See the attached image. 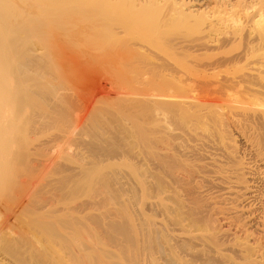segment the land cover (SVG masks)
Masks as SVG:
<instances>
[{
  "label": "bare ground",
  "instance_id": "1",
  "mask_svg": "<svg viewBox=\"0 0 264 264\" xmlns=\"http://www.w3.org/2000/svg\"><path fill=\"white\" fill-rule=\"evenodd\" d=\"M100 7H104V9H101ZM96 8L97 10L101 9L103 11L106 9L105 12L107 10L110 11V13H108L107 11L106 14H111L112 12V16H109L112 19L106 15L107 17L105 20L109 18V20L112 21L113 17L115 16L116 18H114V20L116 19L115 21L121 24V26L117 24L116 27L115 24L117 22L112 21L115 22L114 26L118 29L121 27L123 30L120 29L121 31L118 32V34L116 32L117 35L114 32L113 35L115 36V38H113V35L108 38V41L110 38L113 39V41L110 40L111 42L109 41L108 43L104 44V42L102 43V41L93 38L95 42L90 45L89 42H92V37H96L97 35H99L98 37L100 39V37L104 35V33H102L103 35L100 34V32L104 31V27H99L101 24L98 22L101 17H103L102 13L105 12H102L100 10V19H98V22L95 21V23L97 22L99 25L95 23L93 24V21H86L87 23L82 22L85 20L84 17L86 16V14L84 15V13L87 12L88 9H90V12L94 11L93 9L96 10ZM97 10L96 14H99ZM0 11L2 12L0 13V198H2L3 196L5 197L10 193L12 194L14 188H17L16 191L19 189V193H21L20 195H23L21 192L23 191V200L22 197H19L21 200V204L19 203V200V208L16 212L13 211L15 213L13 215V217L15 218L13 219H16V222L18 220V223H22L24 226L26 225V221L22 218L24 215H27L28 212H37V210L38 212H41L43 208L46 207L47 211L51 212L53 210L54 212L59 211L63 213L62 215L60 214L61 217L59 216V218L55 215L57 217V222H59V224L57 223L58 225L61 224L62 226H65V224L73 223L76 224V226L78 224L83 225L82 222H84V220V223H86V219H84L85 217L81 216L83 220L81 218L79 219L78 216H73L71 212L78 210V213V208H83V206L87 204L88 206H91L90 200H88L87 196L88 193L87 191L84 192L83 188L86 182H94L101 177L109 175L110 172L113 174V172L117 173V171L119 170V168H117L118 162L115 161L119 156L118 152L120 151L119 148H121L120 145L122 144V137H120L119 134L122 133H118L120 131L119 129L117 130L118 134L115 133L116 130H114L113 134L112 130L115 126H113L112 129L110 128L112 131L111 133L109 131V127L111 125L107 127V131H103L102 129H105V125H99V122L101 121H98V118L102 117L100 116L102 113H100L99 109H104V107L106 109V106H88L87 103L89 102L88 100L90 98L88 100L86 99V101L84 100L88 97V95L85 98H81L83 101H85V103H80L81 99L78 100L79 102L77 101V92L78 90H80V92L87 91L89 95L92 96V98L100 97L101 99H103L102 97L106 98V95L109 96L108 86L106 88V85L104 86L100 83L103 82L101 81V77L102 80H104L105 74L108 73L105 72L103 75L102 73L104 71H102V69L105 68L106 71V66L111 65L112 63L111 60L113 62H121L119 63V66L124 65L122 64L123 61H121L123 59V56H119L118 53L113 54L112 50L114 51V53L115 51L121 52L123 50L124 53L126 52V57L130 56V59L124 60V63L125 61H128L127 63H125L127 64L126 66H128V64L131 65L132 60H134H131V58H133L134 56L133 55L131 57L132 52H140V56L145 53L142 58L139 55V57L137 58L136 56V58L139 59V61L140 59L141 61L143 59L142 63L143 65L146 64V68H149L148 66L150 65V62H157L156 59L154 60V53L159 54V52H162V54H164L165 51L168 52V49L166 47L164 48L167 50L162 47L164 46V43L159 42L162 39H159V35H157L160 29H157L158 31H156L155 29V31L157 32V34H155L157 36H155L154 33V36H152L151 33V35H148L149 32H146L148 25L145 26L143 17H146V15H148L150 11H153L152 13H150L152 16H154L155 14L157 15L158 13H161L160 16L158 14V17L165 16V23L166 17L170 20H172L171 18L175 19L172 20L173 23H170V21L167 19V21H169L168 23L171 24V26L166 27L165 24L167 31L165 30L166 28L164 29V31H162V33L171 32L172 34H167L168 37L175 35L174 37L176 38V35L180 36V33L185 34L184 32L189 31L192 32L190 34H193L195 32L198 35V40H184L182 42L175 43L176 48H173V46L171 47V51L173 50L174 55H176L177 57L185 55L184 57L193 59L190 61V63L193 61L192 63L195 64H193L192 70L191 68L188 69L191 71L196 68L200 69L199 71L194 70L195 72H197V76H199V78L197 76L195 77L197 78L196 80L195 78L194 80H191V78L193 77H191L190 79H186L184 78V75L183 78L186 80H182L181 75L179 80L178 78H176L177 74L176 76H174L175 74H172L173 71L171 73H168V71L166 70V73H161L163 72V69L169 68V66H167V63L166 65L164 64L166 60L164 61L162 58L161 62H159L160 60L158 61V63H160V66L159 64H157L159 66L158 68L161 70L160 72L158 68H156L158 70L156 71L155 67L157 66L155 63H151V65H155L154 68L150 67L152 72L150 70L146 73L144 69H142L144 73L141 70L138 71V68L141 67L142 64L139 61H136L135 63L134 60V64L132 63L130 67L128 66L129 68L132 67L133 70L137 69L138 72H142L143 76L145 74L146 76L151 77L158 72V74L153 76L158 80L157 82L159 84V88L158 85L155 84L157 85V92H155L156 94H154L153 97L149 100H143L141 101V103H137L138 105L135 104L136 108L133 106L135 108L133 117L135 114L142 115L143 113H147L150 116H156L157 113L158 115H160L159 113H164V111L166 113H170V115H178L180 113V124L177 122L180 125V128L175 127L174 129H169L168 131H164L165 129H162L163 133H161V129H158L160 131V136H157V138L161 137L162 139H168L170 137L172 139L174 137V139L178 138V141L176 140L177 144L175 145L174 143L175 148L172 147L174 148L172 149V151H180H178L177 153H180L178 155H180L181 193L180 197L176 195V198H180V203L177 204L176 201L174 203V200L173 205L167 203V201H169L168 199L172 198L170 197L171 194L175 195L176 193H172L169 188L167 190V188H164L162 186L160 187L159 182V186H154L156 184L155 181V183L153 182L154 185L152 183H146V186H148L147 184H149V186L153 185L154 188L157 187L155 188L157 190H154L153 186L151 188H149L148 186L149 189H146L147 187L145 188L144 186H142V181H140L145 176H148L149 179L153 177V179L157 178L159 170L163 168L164 164L168 163L164 160L170 159L169 157H171V159L172 157L173 159H175L174 157L177 158V155L174 156V152H172L168 156L165 155L162 157H157V159H155L156 163L154 162L155 164H152V161L151 165L147 164V166H145L146 162L143 161L145 163H142V167L145 166V169L143 167V170L141 171L140 169L139 171L137 170L138 167L135 168L137 171L133 169L135 165L133 166L132 163H137V166L141 165V163L139 164V162H137V159L135 161V158L137 157H135L134 159L131 158L130 160H134L131 161L132 163L130 162L132 164V169L134 170L132 171L133 175L128 174L130 172L129 170V172L127 173L129 175V178H125V176L122 179H117V182L113 183V187H111L110 190H116L115 192L117 193H127L126 196L129 199L131 197L130 195H132L131 198L133 199H128L129 201H131V204L129 203V201H127L132 210L126 213L125 216L131 218H128L129 222L130 220H134L136 221L138 226L140 225L141 228H147L148 233L147 240L143 243H140V245L142 244V248L139 244H134V246H138V249L136 250L140 252L137 253L136 251L134 253L133 251H135V249H131L134 254L131 253L132 257L130 256V254L127 255L125 257V262V260L121 259L123 258L122 256L124 255V253H122V255H119L120 253L116 254V252H119L118 250L114 249L115 252L112 253L111 250H106V248L105 250L101 248L99 252H96L84 240L83 241L85 243H83L82 240L80 243L78 241L77 243L75 242L76 245L78 244L76 248L73 242L75 241V238L74 240H72V238L70 239V236V241H68L67 238V240H63V243H61L62 241L60 242L63 246H60L59 244V249H61L59 250V252L61 251L60 253L63 254L62 248L64 247L67 252L72 253L75 262L72 261V258L71 262L77 264L79 260V263L83 264L86 263L84 260L90 261V264L94 262L93 260H96V262H98L99 264H264V0H0ZM92 13L94 14V12H91V14ZM133 16L134 19H132ZM138 16L141 18L137 19L139 18ZM90 22L92 25H90ZM100 22L103 23L102 21ZM109 23L106 22V24L108 25ZM114 26L108 27L109 29H112ZM138 28H140L141 31H144L143 33L145 35H141V32L139 33L140 29ZM168 28H170V30H168ZM121 32L123 33L120 34ZM73 33L75 36H79L81 34H84L83 36H86V34L89 33L90 39L88 38V36L86 38H88V41L91 40L88 42L90 46H86L87 43H85L84 46H81L79 44L80 42H82V40L84 41L85 37L81 38V40V36H76V38H79L81 41H75L76 39L74 38H72L71 40L70 36H74ZM30 35H32V37ZM140 36L141 38L143 37L141 39L144 40L143 42H141V40L139 39ZM153 37H156L157 40ZM161 37H163L162 34ZM138 39L141 43H139ZM72 42H78V45H80L79 48L76 46L73 47ZM55 44L59 45V47L56 45L58 47L57 50H52L51 45ZM81 44H83V42ZM108 50L113 54V56ZM226 50H229L228 52H226V55L221 54V52L224 53V51ZM171 51L168 52V55L172 54ZM106 52L108 54L105 56ZM109 55H111L112 58H110ZM107 56L109 57V59L104 60V58H107ZM208 56L212 58L211 62L207 63L206 66L200 65L201 61L205 58H208ZM89 57L91 59H89ZM87 59H89L90 61ZM175 60H177V58ZM181 60L182 59H180V61ZM109 61L110 64H108ZM249 62L250 66L252 64L254 66H252V69H249L251 68L248 66ZM247 63L248 69L245 68V70L247 69L248 71L242 73V71H244V68L242 67H244V65ZM115 64L118 65V63ZM162 64L166 67H164ZM133 65L140 66H136V68H134ZM180 65V69L185 68L182 66V64ZM141 68H145V66H142ZM223 68H225V72L222 71ZM169 69L171 71V68ZM219 69H221V71L223 72L222 74H220L221 80L217 79L214 76L217 80L208 82V78H210L209 76L219 73L216 72V70L219 71ZM236 69H239L238 71H240L241 69L243 70L241 71V73L239 72L240 74H237ZM181 70L183 71V69ZM226 70L229 73H227V75ZM230 70H233L234 73H232V71ZM153 71L156 72L154 73ZM127 72L129 71L127 70ZM132 72L134 73V71ZM138 72L137 74H139ZM181 73L183 74V72H180V74ZM131 74H128V76ZM87 75L88 77H90L88 78ZM139 75H141V73ZM222 75H224L223 77H225L226 75V77L222 79ZM91 77L92 80L95 77V81L93 80V82H90ZM105 78L107 79V76ZM155 79L153 78L154 81ZM150 80H152V78ZM157 82L155 81V83ZM161 83H167L168 85H170L171 89L167 87V84L166 86L164 85L165 87L162 85L163 88H160ZM60 84L65 86L61 87ZM155 85L147 84V86H150L153 90L155 88H152V86L154 87ZM110 86L114 85L110 84ZM191 86L196 90L198 89L197 91L193 90L194 93H197V95H194L195 97L187 95L186 97H190V100H188L187 98V100H184V98H182L180 101H176V98V100H172L174 96L177 95L175 93H182L185 91L188 92L190 90L189 87ZM137 87L140 88L139 86ZM208 87L212 89L209 91ZM114 88L115 86L112 88V90H114ZM164 88H168V90L171 91L168 92L167 90V92H164L162 90ZM62 89L65 91V94L68 97H64V100L67 99L66 102H61L62 104L59 105L57 104L59 101L56 103L55 100L57 96L62 97L64 93L63 91H61ZM66 89H69V91H67ZM34 90H36V93L39 92L41 94L42 100H45V103L42 101H37L38 97L36 98L35 95L31 94L32 92H35ZM135 90H133V92L130 91V93H132L133 95ZM193 91L192 89L190 90L191 93ZM111 92L112 91L110 89L109 93ZM127 92H129V90H127ZM39 93L38 95H36L39 96ZM74 93V96L77 98L76 100L74 99L75 97H73L72 99L70 96ZM200 93H209L210 95H214V102L209 101L212 103H204L203 100H200L202 96V94L200 96ZM65 94L63 96H65ZM135 94H137L136 96L138 97V92H135ZM42 95L45 97H43ZM129 95V93H121L120 95H114V98L115 100L116 98H127L126 100H128V97L136 98V96ZM233 97L234 99H232ZM109 98L111 99V97ZM110 99L106 98V100L108 101ZM73 100L74 102H72ZM224 100H227V103ZM37 102H39L40 105L41 103H43L44 108H42L43 106H40ZM91 102H89V104ZM95 102L97 103V101ZM131 102H133L132 99ZM102 103H105V101H103ZM81 104H86L88 106L86 107V111H82L83 113L85 112L84 115H78L80 112L78 114L76 113V110H78V108L79 111L81 107H83L82 109L85 108L84 105L81 106ZM32 105L33 107L35 105H37L38 107L40 106L41 108L39 107L38 109H42V112L36 109L37 106L33 108ZM29 107L36 110V112L33 111L35 115H32V117L31 114L33 112H31V114L29 113L30 111H32ZM28 108L30 109V111L26 112ZM26 113L30 115L28 116L29 119H26L27 115L26 117H24V114ZM167 115L165 117H167ZM150 116L148 117L151 118ZM55 117L58 120L55 119ZM61 117L62 121L60 120V124L54 123V121L56 120L59 121ZM103 117L101 118L102 121H104L105 119V117ZM158 117H161V115L156 116L153 119H158ZM162 117H164L163 114ZM162 117L160 118V120L163 119ZM22 118L26 121L22 120ZM33 120L35 121L34 126H36V128H39L41 126V132H43V129L46 130L45 127H47V131H51L48 132L50 134L53 132V130H55V133H52L53 135H49L47 133L49 137L46 134L47 137L41 136V138L39 137L36 139L38 141L39 139L43 138L42 140L46 141L44 139L45 137L47 138L46 142H48V140H52L54 143L53 144L51 143L52 141H49L48 144L51 145L48 146L47 144L48 148L46 150V153L44 152L45 150L43 151L44 153L40 152L42 156L39 158L35 157V155L40 156L36 153L38 152V150L42 151L43 147L42 150L41 148H38L39 146L41 147L42 144H44L43 146L45 147L46 142L42 143L43 141L41 140L40 145V142L38 141V143H36V147L38 146V148L35 147V144L33 145V143H35L36 141L31 142L33 141L34 137H38L41 134L40 129H38V132L37 129L34 128V126L32 127V129L30 128L34 124ZM36 121H38L39 127L36 125ZM24 122L29 123L27 125V128L31 125L29 127L31 129V132L33 129V133L36 130V133L34 134H37V136L33 135L32 138L30 137L32 140H29L31 141L28 140L29 132L27 134L29 128H25ZM49 124L54 129H48ZM53 124L55 125V127ZM56 124L59 125L57 127L59 129L56 128ZM22 126H24V128L26 129V133H23ZM170 126H172L173 128L175 125H171L170 123ZM76 127L78 129L81 128L79 130L85 132L82 133L86 134H83L84 136L90 138L89 141H87L88 138L83 139V135L81 133V139H79L80 137L76 138L77 135L79 136V134H76V131L74 133V129ZM116 127L119 128V126ZM55 128L59 131H56ZM200 128L202 129V131L200 130ZM177 129L180 130H178L177 132ZM97 130L98 132L102 130L105 134L109 131V134H111L112 137H110L107 133V136H109V138L107 137L106 139V135L103 133V137L107 141L105 140V144L102 145L101 143H99L102 140L98 142V139H96L99 138V135L101 133L100 132L99 134H97ZM197 130H200V132ZM56 132H59L60 134L58 133V135L56 134ZM176 132H181V134L179 133L180 137L176 135ZM24 134L28 135V138ZM54 134L58 136L54 138ZM74 134H76V136H74ZM41 135L44 134L42 133ZM95 135H98V137H96ZM153 135H151V137ZM50 136L54 137H52L51 139ZM59 136L62 139L65 138L66 141H68V144H66V141H64L66 145H73V143L76 141L74 143L76 146L73 145L74 148H71L69 145L67 146V148H64L66 146L62 144V140L58 141V143H55ZM72 136H74V138ZM71 137L73 138V141L71 140ZM22 138L24 139L23 142L26 138L27 143H32L33 146H31L32 148H30L32 149L31 151H33V147H35V151H33L35 155L32 152H29V147H27V150H29V154H26L28 152L24 149L26 148L27 143L24 142L21 144ZM23 144H25V146ZM28 155L32 156L29 157ZM26 156L28 159H25ZM31 157L32 160H30ZM84 158L90 159L89 162L83 163L82 161ZM159 158L161 159L158 160ZM25 160H27L28 163L27 161L25 162ZM142 160L140 159V162ZM24 163H26V166H24ZM66 163L72 164L73 166L67 165ZM130 163L129 165H131ZM129 167L131 168V166ZM31 168H33L34 172ZM29 169H31V172ZM25 170L27 173L30 172V174L35 173L36 170H38L36 172L37 174H39V171L44 174L45 172L47 173V171L53 170L52 172L56 174V177L55 179L50 177V180H46L47 177L51 176L52 174L50 172V174L45 173L47 175V177H45V180L47 182H43L45 181L43 180L42 183H38V181L40 180L39 178L36 179V177H38L42 173H40L36 177L34 176L35 174H32L35 177L33 178V176L31 175V177L29 173V176L28 174L25 175ZM22 174L25 176L24 178L31 177V179L26 180L21 178L20 175ZM45 174L44 176H46ZM119 175H121L122 177V173ZM52 176L55 175L53 174ZM69 176L71 178H79L78 180H81V182H83L82 184H80L83 185V187L80 186L78 189H74L72 187L70 188L68 186V182L70 181V179L69 181L67 180V178H70ZM42 177L43 175L40 179H42ZM53 182H55V184H53ZM56 183L58 185H56ZM40 185L42 186L38 187ZM81 188L84 195L87 194V198L85 196V200L82 202L79 201L78 203H69V199L71 198V196L74 194H78V191L81 192ZM107 189L110 197L113 193H111L112 191L110 192L109 188ZM9 191L12 192L9 193ZM153 191L154 194H152ZM15 193L17 194V192ZM15 193L13 192V194ZM31 193H34L33 197L30 196ZM45 193H50L51 195L53 194L54 196L52 197H55V195H58L59 197L61 196V200H59L60 202L62 201V208H56L55 203L50 200L52 198H47L45 196ZM128 193L130 194V197L128 196ZM16 194L13 197H15ZM25 195L27 196L24 199ZM119 195L120 194H118L117 196L116 194V197L112 199V201H114L116 198L118 199ZM73 198L70 199V201H72ZM126 200H124V203L121 204H125ZM40 208H42L41 211ZM178 208H180V210ZM129 209L130 207L128 208V210ZM45 210L43 211L45 212ZM21 213L23 216L21 215ZM35 214L36 213H34V215ZM42 215L44 216V214ZM48 215H50V213ZM39 217L40 220L43 219L41 218L42 216ZM76 217L77 219H75ZM91 217L97 219V217L94 215H92ZM114 217H116V215L113 216V219ZM19 218H21V220ZM30 218L31 217L29 216V219ZM116 218L119 221L122 219L121 217V219H119V217ZM113 219L110 220V224L112 225V229L114 231L108 230V233L105 234V237H107V239H115V237L120 234L121 236L124 235L125 238L126 230L124 231L122 228L123 225H120L123 223V219L121 221L122 223ZM44 220L41 221L44 222ZM48 220H50V218ZM7 221L9 220H6L5 222L3 221V223L1 224L7 225ZM22 221L25 222L23 223ZM34 221L32 222L36 224L38 220L36 222ZM55 221L53 222L52 220L50 222V225L52 226L49 225V228L56 227L54 226ZM43 222L39 221L37 223V225L41 227H39L40 231H42V228L44 229ZM40 223H43V227ZM14 225H16V223ZM45 227H47V225H45ZM9 228L10 226L8 227V229ZM35 228H37V226ZM126 228L127 227H125V229ZM0 230L2 231V226ZM41 235L43 234H40V237ZM36 236H39V234H36ZM7 239H5L4 241L6 242ZM2 240L0 242V264H34L33 262H35L36 264H49V260L47 259V261L46 259H43L44 257L42 259L38 257L34 258L32 256L31 258L26 257V255H30L29 252L34 249V245L32 244L34 240L31 241L32 243H24L19 239H13L10 240L9 243H4ZM15 240H17L18 242ZM40 241L41 240H39V243H41ZM39 243H37L36 246H38ZM132 243H135V241H132ZM79 244H81L82 246ZM128 246L126 248H128ZM40 247L41 246H38V249H41L43 246L41 248ZM49 248L51 247L49 246ZM123 249H125V247ZM66 251L65 257H69L70 254L67 253L69 254L67 255ZM44 252L45 251H43V253ZM47 252L49 253L48 250L46 251V253ZM36 253L38 252L36 251ZM108 255H110L109 258ZM115 255L117 256V259H115V257H111ZM51 256L53 255L51 254ZM54 256L55 258L57 257L56 254ZM104 257L106 258L105 260H103ZM26 258H28V260ZM65 259V261H67V259L69 260V258ZM77 259L78 261H76ZM107 259H112L111 261L115 259V261L107 262ZM52 260L50 261V263H52ZM88 261L86 264H89ZM62 262H64V260ZM67 264H70L69 261Z\"/></svg>",
  "mask_w": 264,
  "mask_h": 264
},
{
  "label": "rangeland",
  "instance_id": "2",
  "mask_svg": "<svg viewBox=\"0 0 264 264\" xmlns=\"http://www.w3.org/2000/svg\"><path fill=\"white\" fill-rule=\"evenodd\" d=\"M101 8V7H100ZM101 9H104V7L103 8H101ZM101 9H98L97 10V8H96V10L99 12V14L97 13L96 14V10L95 9H93L94 11H90L89 12V10L90 9H88V13L87 12H85L84 13V15L86 14V16L84 17V15H83V17L85 18V20L84 19H82V20H84V21H82V22H85V23H87L86 21H93L92 23L94 24L95 23V21H97L98 22V19H100L99 17V15H100V10ZM106 10V9H105ZM105 10L103 11V10H101L102 12H105ZM108 11V10H107ZM106 11V12H107ZM91 12H94V14L92 13L91 14ZM106 12L105 13H102V15H103V17H101V19L99 20V22L98 23H100L101 25L99 26V27H104L103 28V32H100V34L101 35H103L102 33H104V35L102 36V37H100V39H99V35H97L96 37H92L91 39H92V42H89V41H91V40H87L88 38L90 39V36H89V33L88 34H86V36H83L84 34H81V33H79V34H81V35H79V36H77V37H80V39L81 38H84V41L82 40V42H83V44H81L82 42H80L81 40L79 39V38H76V36L74 35V33H73V35L74 36H70L71 37V40H72V38H74V39H76L75 41H77V40H80L79 42V44L82 46H84L85 45V43H87V45L86 46H90V45H92L93 44V42H95V40L93 39V38H95V39H98L99 41H102V43L104 42V44L105 43H108L110 40H112L113 41V39L112 38H110L109 39V41H108V38L111 36V35H113L114 34V32H115V34H116V32H117V34H118V32H120L121 30L120 29H122L121 27L118 29V28H116L117 26V24L118 25H120L121 26V24H119L117 21H115L114 20V18H116L115 16L113 17V20L112 21H115V22H117L116 24H115V22H112L111 20H109V18H111V17H109V16H112L111 14H113L112 12H111V14H106ZM153 11H150L149 13H148V15H146V17H143L144 19H143V21L145 22L144 24H145V26L146 25H148V27H147V31L146 32H149L148 33V35L151 33L152 34V36H157V35H159L158 37H159V39L160 38H162L161 39V41H159V42H163L164 43V46H162L163 48L164 47H166L167 49H165V50H167L168 52L169 51H171V47L173 46V48H176V45H175V43H178V42H182V41H195V40H198V35H197V33H193V34H190V33H192L191 31H189V32H184L185 34H183V33H180V36H178V35H176L177 37L175 38L173 35V37L171 36V37H168L167 36V34L169 35V33L170 34H172L171 32H169V33H167L166 31H167V28L166 27H169V26H171V24H169L168 22L170 21V23L172 22V20H175V19H173V18H171L172 20H170L169 18H167L166 17V23H165V16H162V17H158V14H159V16H160V14L161 13H158L157 15L155 14L154 16H152L150 13H152ZM0 13H2L1 11H0ZM108 13H110V11H108ZM91 14V15H90ZM150 14V15H149ZM109 17V18H107V20H105L106 19V17L107 16ZM141 15V14H140ZM164 15V14H163ZM98 16V17H97ZM94 17V18H93ZM139 17V16H138ZM148 17H150V18H148ZM164 17V18H163ZM91 18H93V19H91ZM141 17H139V18H137V19H140ZM148 18V19H147ZM161 18V19H160ZM163 18V19H162ZM97 19V20H96ZM112 19V18H111ZM132 19H134V16H133V18ZM167 19L169 20V21H167ZM100 21H102L103 23H101ZM109 21H110V23H109ZM91 22H90V25H92L91 24ZM95 23V24H98V23ZM106 22L107 23H109V25L108 24H106ZM142 22V21H141ZM84 23V24H85ZM149 23V24H148ZM173 23V22H172ZM89 24V23H88ZM87 24V25H88ZM114 24H115V26H114ZM160 24V25H159ZM162 24V25H161ZM165 24H166V27H165ZM167 24H169V25H167ZM99 25V24H98ZM112 27V26H114L112 29L110 28L109 29V27ZM151 26V27H150ZM162 27V28H161ZM115 28V29H114ZM149 28H150V30H149ZM166 28V29H165ZM114 29V30H113ZM138 29H140V28H138ZM155 29H156V31H158L157 29H160L159 30V32H158V34H157V32L155 31ZM164 29L166 30L165 32L166 33H162V31H164ZM123 30V29H122ZM149 30V31H148ZM154 30V31H153ZM168 30H170V28H168ZM141 32V35L143 34V35H145L143 32L144 31H141V29H140V31H139V33ZM181 32V31H180ZM123 32H121L120 34H122ZM153 33H154V35H153ZM157 35H156V34ZM77 34H78V32H77ZM116 34V35H117ZM147 34V33H146ZM150 34V35H151ZM161 34H162V36L163 37H161ZM91 35V34H90ZM94 35V34H93ZM100 35V36H101ZM138 35H140V34H138ZM31 37H32V35H30ZM88 36V38H86ZM114 36V35H113ZM112 36V37H113ZM30 37V38H31ZM113 38H115V36L113 37ZM143 38V37H142ZM141 38V36H140V40L142 39ZM154 38V37H153ZM74 39H73V41H74ZM105 39V40H104ZM138 39V41H139V43H141V42H143L144 40H141V42H140V40ZM154 39H156V37L154 38ZM70 40V41H71ZM157 40V39H156ZM87 41V42H86ZM88 42H89V44H88ZM111 42V41H110ZM136 42H137V40H136ZM75 43V44H74ZM72 42V45H73V47H78L79 48V46L80 45H78V42L76 43V42ZM174 43V44H173ZM53 44H54V41H53ZM77 44V45H76ZM103 44V45H104ZM166 44V45H165ZM57 44H55V45H51L52 46V50H57V48L59 47V45H57ZM174 45H175V47H174ZM31 46V45H30ZM49 46H50V44H49ZM72 47V46H71ZM168 47H170V48H168ZM50 49H51V47H50ZM107 50V49H106ZM112 50V49H111ZM164 50V51H165ZM109 51V50H108ZM229 51V50H228ZM227 50L226 51H224V53L223 52H221V54H224V55H226L227 53L226 52H228ZM110 52V51H109ZM112 52H113V54H116V53H118L119 54V56L121 55V57L123 58L121 61H123V63L122 64H124L123 66H119V63H121V62H113L111 59V65H108V66H106V68L108 69H106V71H105V68H103L102 69V71H104L102 74L104 75V73L105 72H108V73H106L105 74V77L107 76V79L104 77V80H102V77H101V81H103L104 82V84H103V82H100L101 83V85H106V88H107V86H108V89H109V91H108V94H109V96L108 95H106V98L107 99H110L109 97H111V99L108 101V100H106V98L105 97H102L103 99H101L100 97H96V98H92V96H90L89 95V93L87 92V91H81L80 92V90H78V92H77V96H78V99L74 96L75 95V93L74 94H72V95H70L71 96V98L73 99V97H75L74 99L76 100L77 99V101L79 100V99H81V98H85L87 95H88V97L87 98H85L84 100L86 101V99L88 100L89 98V102H91V101H93V102H91L90 104H89V102L87 103V105L89 106V105H92V106H98V107H104V106H106V109H105V107H104V109H105V111H104V109H102V108H100L99 109V111H100V113H102V114H104V112H105V114L104 115H100V116H104L105 117V119H104V121H102V117H100V118H98L99 120L98 121H101V122H99L100 124L99 125H101V126H103V124L105 125L104 127H105V129H102L103 131L105 130V131H107L108 129H107V127L109 126V125H111L110 127H109V131L112 133V131H113V134H114V130H116V132L115 133H117V130H119L120 129V131H122V132H118V133H122V134H119V136L120 137H122V144H124V145H120L121 146V148H119V152H118V158H117V160L115 161V162H118V164H119V162H120V164L118 165L117 164V168H119V170L117 171V173H115V172H113V174L110 172L109 173V175H107V176H105V177H101L100 179H98V180H95L94 182H86L85 184H84V187H83V185H80V184H82L83 182H81V180H78L77 178H71L70 176V178H67V180L69 181V179H70V181L68 182V186L71 188H74V189H78L80 186L81 187H83L84 188V192H86L87 191V193H88V195L87 194H85L84 195V193L82 192L83 190H82V188H81V192L80 191H78L79 193L78 194H74V195H72L71 196V198L70 199H72L73 197H75V198H73V200L72 201H70V199H69V203L70 202H75V203H78L79 201L80 202H82V201H84L85 200V196L87 195L88 196V200H90V203H91V206H88V204L87 205H85V206H83V208H78L79 209V212L77 213V211L78 210H76V211H74V212H71V214L73 215V216H78V218L80 219L81 218V216H83V217H85L84 219H86V223H84L85 222V220H84V222H82V224L83 225H77L76 226V224H65V226L63 225H58L59 224V222H57V217L59 218V216L61 217V215L63 214L62 212H59V211H55V212H57V213H55L53 210L50 212V211H47V209H46V207H44L43 208V210H45V212L42 210V208H40V211L41 212H38V210H37V212L36 211H34V212H28V214H30V215H28L27 213V215H22V213H21V215L23 216H19V217H22L25 221H22L23 223L25 222V224L26 225H24L23 226V224L21 223H18V220H17V222H16V219H13V218H15V217H13V215L15 214L14 212H16L17 211V209L19 208L18 206L21 204V200H20V198L22 197V200H23V195H24V193H23V191H21L22 192V194L23 195H20L21 193H19L20 191H19V189L16 191V189L17 188H14L12 191L15 193V192H17V194H16V198L15 197H13L15 194H13V192L12 191H9V193L10 192H12V194L10 193V194H8V195H6L5 197L3 196L2 198L4 199H2V198H0L1 200H0V205H2V206H0V229H1V226H2V231L0 230V242H1V240L4 242V243H9L10 242V240H13V239H19L20 241H23L24 243L25 242H27V243H32L31 241H33V245H34V249H32V251L31 252H29L30 253V255L29 254H27L26 255V257H30L31 258V256L32 257H34V258H36V257H38V258H40V259H42L43 257V259H48L47 261L49 262V264H58L59 262V264H64V263H68V261H69V263L71 264V263H73V262H71V258H72V261H74V259H73V256H72V253H69V252H67L66 250H65V248L63 249L62 248V252H63V254L62 253H60L59 252V250H61V249H59V247L60 246H63V245H61V243H63V240H67V238H68V241H70L69 240V236H70V239L72 238V240H74V238H75V241H73L74 242V246H76V248H77V245L75 244V242L77 243V241L80 243L81 242V240L83 241H85V242H87L89 245H90V247H92V249H94L96 252H99L100 250H101V248L102 249H104L105 250V248H106V250H111V252L112 253H114L115 252V250H118L119 252H116V254L118 253H120L119 255H122V253H124V255L122 256L123 258H121L122 260H125V257L127 256V255H129L130 254V256L132 257V254L131 253H135L137 250L136 249H138V244L140 245V243H143L144 241H146L147 240V236H148V233H147V228H141L140 227V225L138 226V224L136 223V221H134V220H130V222L128 221L129 219H131V218H129L128 216L126 217L125 215H126V213H128V212H130V210H132V208H131V206H129V203L131 204V201H129L130 199L132 200L133 198H131L132 197V195H130L129 193H128V196L130 197V199L129 198H127V196H126V194H124L123 192L121 193V192H119V193H117V192H115L114 190L112 191V189L110 190V188L111 187H113L112 185H113V183H116L117 181V179H122V178H124L125 176V178H129V175L130 174H132L133 175V172L132 171H139V169H140V171L141 170H143V167H144V169H145V166H147V164H150L151 165V162H152V164H155L156 163V161H155V159H157V157H162V156H165V155H170L172 152H174V156H176L177 155V158L176 157H174L175 159H173V157H172V159H171V157H169L170 159H165L164 161L165 162H168V163H166V164H164V166H163V168L161 169V170H159V172H158V177L160 178H155V179H153V178H151V179H149L148 178V176L146 177H140V178H142L140 181H142L141 183H142V186H144L146 189H149V188H151L153 185H154V183L156 182V184L154 185V186H159L160 185V187L162 186V187H164V188H167V190H168V188H169V190L172 192V193H176L175 195H173V194H171V196L170 197H172V198H169L168 200L169 201H167V203H169V204H171V205H173V200H174V203H175V201H176V203L177 204H179L180 202V198H176L177 196L178 197H180V172H181V170H180V155H178V154H180V153H177L179 150H177V152H176V150L175 151H172V149H174L175 147V145L177 144L176 142L178 141L177 139H172L171 137L170 138H168V139H162L161 137L160 138H157V136L159 135L160 136V129H161V133H163L162 131V129H165L164 131H168L169 129H174L175 127H177V128H180V113L177 115V114H172V115H170V113H166L165 111H164V113H162V112H160L159 114L161 115V117H162V114H163V116L164 117H162L163 119H161L160 120V118L161 117H158V119L156 118L155 120L156 121H158V122H156L153 118H155L156 116H160V115H158V113H157V115L155 116V115H153V116H150L149 114H147V113H143L141 116L140 115H136V117H135V115H134V117H133V114H134V109L136 108L135 107V104L136 105H138L139 103H141V101H143V100H149V99H151L152 97H153V95L154 94H156L155 92H157V85H158V88H159V84H158V80L157 79H155V77H153V76H155L156 74H158V72L157 73H155L156 71H158L156 68H158L159 66H160V63H158V61L159 62H161L162 61V59L165 61L166 60V62H164V64L166 65V63L168 64L167 66H169V68H171V71H170V69L168 68V69H163L162 71L163 72H161V73H166L167 71H168V73H171L172 71H173V73L172 74H175L174 76H176V74H177V76H176V78H178L179 80H180V77L182 76V80L184 79V78H186V79H190L191 77H193V78H191V80H194V78L197 76V72H195V71H199L200 69L199 68H196V69H193V71H191L192 70V66H193V64H195V63H190V61L191 60H193V59H190V58H186V57H184V56H176V55H174V53H173V50L171 51L172 52V54H169L168 55V52H166L165 51V53L164 54H162V52L160 53L159 52V54H157V53H154L155 55H153V56H155L154 57V60L156 59V61L157 62H154L155 64H156V66L157 67H155V65L153 66V65H151V63H153V62H150V65L149 64H147V65H149L148 67L149 68H146V64L145 65H143V63H142V61H143V59H142V61H141V59H140V61H139V59H137L139 56H140V52H132V55H131V57L134 55L135 56V58H136V56H137V58L135 59L134 58V56H133V58H131V60L132 59H134L135 60V63H136V61L138 62H141L140 64H141V67L142 66H145V68H141V67H139V66H137V67H139L138 69V71H142V69H144V71H145V73L147 72V71H150L151 69H150V67H152V68H154L155 67V69H156V71L154 72L155 74L153 75V74H151V75H153V76H151V77H148V76H146L145 74H144V76L142 75V72H138L137 71V69L135 70H133V68L131 67V68H129L131 65H132V63H133V61L134 60H132V63H131V65H129L128 64V66H126L127 64H125V63H127L126 61H125V63H124V60H128V59H130V56L129 57H126V55H125V53L123 52V50L120 52H118V51H115V53H114V51L112 50ZM170 52V53H171ZM111 53V52H110ZM109 53V54H110ZM123 53H124V55H123ZM137 53V54H136ZM105 54V53H104ZM108 53L106 52V54H105V56L107 55ZM113 54L111 53V55L113 56ZM144 54L145 53H143V55L142 56H140L141 58L144 56ZM151 54V53H150ZM176 54V53H175ZM111 55H109V57L110 58H112L111 57ZM139 55V56H138ZM124 56H125V58H124ZM159 58H158V57ZM162 56V57H161ZM220 56H223V55H220ZM104 57V56H103ZM102 57V58H103ZM109 57L107 56V58H104V60H106V59H109ZM175 57V58H174ZM101 58V59H102ZM158 58V59H157ZM162 58V59H161ZM177 58V60H175ZM89 59H91L90 57H89ZM89 59H87V60H89ZM180 59H182L181 61H180ZM186 59V60H185ZM204 59V58H203ZM94 60V59H93ZM103 60V59H102ZM211 60H212V58L211 57H209L208 56V58H205L204 60H202L201 61V63H200V65H202V66H206L207 65V63H209V62H211ZM90 61V60H89ZM118 61H120V60H118ZM145 61V60H144ZM131 62V61H130ZM129 62V63H130ZM115 63H118V65L117 64H115ZM153 63V64H154ZM176 63V64H175ZM177 63H179V64H177ZM184 63V64H183ZM108 64H110V61H109V63ZM122 64H120V65H122ZM134 64V63H133ZM157 64H159V66L157 65ZM180 64H182V66L183 67H185V68H181V69H183V71L180 69ZM163 65V64H162ZM245 65H246V67H245ZM244 65V67H242V68H244V71H242L243 69H241L240 71H238L237 69V74H240L241 73V71H242V73H244L245 71L247 72L248 70V66L249 67H251V68H249V69H252L254 66H253V64L250 66V62H249V65H248V63L247 64H245ZM248 65V66H247ZM136 66L135 65H133V67L134 68H136ZM164 66V65H163ZM191 66V67H190ZM253 66V67H252ZM164 67H166V66H164ZM141 68V69H140ZM162 68V67H161ZM191 68V70H189V69ZM238 68H241V67H238ZM245 68H247L246 70H245ZM155 69H153V70H155ZM159 69V68H158ZM189 70V71H187V70ZM225 68H223L222 69V71L223 72H225V70H224ZM127 70L129 71V72H127ZM131 70V71H130ZM167 70V71H166ZM181 70V71H180ZM195 70V71H194ZM132 71H134V73L132 72ZM161 70L159 69V72H160ZM166 71V72H165ZM170 71V72H169ZM221 71V69H219V71L218 70H216V72H219V73H214L215 75H211V76H209V74H208V76L210 77V78H208V82L210 81H215V80H217V79H219V80H221L220 78H221V75L220 74H222L223 72ZM230 71H232V73H234L233 72V70H230ZM234 71H235V69H234ZM250 71V70H249ZM137 72L140 74L141 73V75H139V74H137ZM151 72H152V70H151ZM175 72V73H174ZM180 72H183V74L181 73L180 74ZM215 72V71H214ZM240 72V73H239ZM131 73H133V74H131ZM144 73V72H143ZM196 73V74H195ZM227 70H226V75H227ZM126 74H127V76H126ZM128 74H131V75H129L128 76ZM187 74V75H186ZM229 74V73H228ZM89 75V74H88ZM88 75H87V77H88ZM181 75V76H180ZM183 75H184V78H183ZM194 75V76H193ZM217 75H219V76H217ZM226 75H225V77H226ZM92 76H95V75H92ZM217 78H215V77ZM224 75H222V79H224L225 77H223ZM86 77V78H87ZM90 77V76H89ZM88 77V78H89ZM198 78H199V76H197ZM95 78V77H94ZM93 78V80L95 81V79ZM152 78V80H153V78L155 79V81L157 82V83H155V81L153 80H150ZM213 78V79H212ZM106 79V80H105ZM186 79H184V80H186ZM197 78H195V80H196ZM210 79V80H209ZM88 80V79H87ZM90 82H93V80H92V77L90 78ZM109 80H110V82H109ZM108 81V82H107ZM151 82H153V83H151ZM105 83H107V84H105ZM116 83V84H115ZM160 83V82H159ZM61 84H62V82H61ZM60 84V85H61ZM110 84L111 85H114L115 86V88H114V90H112V88L114 87V86H110ZM147 84L149 85V84H157V85H155L154 87L152 86V88H155L154 90L153 89H151V87L150 86H147ZM166 84L167 83H161L160 85V88L162 87L163 88V86L165 85L166 86ZM145 85V86H144ZM163 85V86H162ZM168 85V84H167ZM65 86V85H64ZM63 85H61V87H64ZM137 86H139L140 88H138ZM144 86V87H143ZM147 86V87H146ZM164 86V87H165ZM58 87H60V86H58ZM135 87H136V90H135ZM168 88H170V85H168L167 86ZM192 87V86H191ZM191 87H189L190 88V90L192 89V91L194 90V91H197L195 88H191ZM168 88H164V89H162L164 92H167V90H168ZM209 88V91L212 89H210V87H208ZM110 89H111V93H109L110 92ZM137 89H141V90H137ZM171 89V88H170ZM206 89H207V87H206ZM67 91H69V89H66ZM124 90H125V92H124ZM127 90H129V92H127ZM133 90H135L134 91V94L132 95V93H130V91H132L133 92ZM190 90L188 91V92H182V93H180V92H177V93H175V94H177L176 96H174V98L172 99V100H176V101H180L182 98H184V100L187 98L186 96L188 95V96H194V95H197V93H194V91L191 93L190 92ZM35 92L34 93H36V90H34ZM61 91H63L64 93H63V95L65 94V91L62 89ZM70 91H72V90H70ZM169 91H171V90H168V92ZM30 92H32V91H30ZM74 92V91H73ZM79 92H80V94L83 96H81L80 94H79ZM129 93L131 96H136L137 94H135V92L137 93L138 92V97L136 96V98L135 97H128V100H126L125 98L124 99H117L116 98V100H115V96L114 95H120L121 93ZM33 92L31 93L32 95H35L36 96V98L38 97V100L37 101H42V102H44L45 100H42V97H41V94L39 93V92H37L36 94L38 95V93H39V96H37L36 94H34ZM69 93H71V92H69ZM170 93H172V92H170ZM194 93V94H193ZM211 93V92H210ZM140 94V95H139ZM201 94H202V96H201ZM206 95V96H204V95ZM209 93H200V96H201V99L200 100H203V102L204 103H207V104H209V103H212V102H214V95H208ZM62 95V97L61 96H57L56 97V100H55V102L57 103L58 101V103L57 104H62V103H65L66 102V100L67 99H65L64 100V97L66 98V97H68V96H66V94H65V96H63ZM85 95V96H84ZM129 95V96H130ZM179 95V96H178ZM43 96V95H42ZM80 96V97H79ZM90 96V97H89ZM199 96V95H198ZM40 97V98H39ZM43 97H45V96H43ZM61 97V98H60ZM114 99H113V98ZM180 97V98H179ZM195 97V96H194ZM203 97H204V99H203ZM70 98V97H69ZM105 98V99H104ZM132 99V101L133 102H131V99ZM176 98V99H175ZM41 99V100H40ZM101 99V100H100ZM135 99V100H134ZM188 100H190L191 98L189 97V98H187ZM186 99V100H187ZM232 99H234V97L232 98ZM99 100V101H98ZM118 101V100H121V101H118V102H115V101ZM128 101V102H126V101ZM139 100H140V102H139ZM85 101H83L82 99H81V101H80V103H85ZM95 101H97V103L95 102ZM103 101H105V103H102ZM107 101V102H106ZM138 101V102H137ZM209 101H212V102H209ZM225 101V100H224ZM62 102V103H61ZM72 102H74V100L72 101ZM79 102V101H78ZM78 102H77V107H78ZM113 102H115V103H113ZM226 103H227V100L225 101ZM224 102V103H225ZM39 105H40V103L39 102H37ZM45 103V102H44ZM112 103V104H111ZM138 103V104H137ZM223 103V104H224ZM111 106H110V105ZM114 104H115V106H114ZM118 104V105H117ZM41 105L43 106V103H41ZM40 105V106H41ZM45 105V104H44ZM84 105V109H82L83 107H81V106H83ZM86 104H81V106H79V107H81V109H80V111H79V108H78V110H76V113L78 114L79 112V114L78 115H81V114H85V112L83 113L82 111L84 110V111H86V107H88L87 105L85 106ZM113 105V106H112ZM225 105V104H224ZM35 106H37V105H35ZM34 106V107H35ZM39 106V107H40ZM109 106V107H108ZM135 108H134V107ZM32 107H33V105H32ZM33 107V108H34ZM38 106H37V108L36 109H38L39 108ZM75 107H76V103H75ZM225 107V106H224ZM32 110V111H30V109ZM28 108V110L26 111V112H29L30 114H31V112H36V110L35 109H32L31 107H29ZM41 108V107H40ZM42 108H44V106L42 107ZM109 108V109H108ZM115 108V109H114ZM223 108V107H222ZM42 109H38V111H41ZM102 110H103V112H102ZM107 110V111H106ZM38 111H37V113H38ZM78 111V112H77ZM33 112V113H34ZM42 112V111H41ZM31 114V117H32V115H35V113L34 114ZM40 113V112H39ZM168 114V115H167ZM25 115V116H24ZM23 116L24 117H26V115H27V117H26V119H29V117L28 116H30L28 113H26V114H24ZM146 115V116H145ZM167 115V117H165ZM169 115H170V117H169ZM175 115H177V116H175ZM148 116H150L151 118H149ZM155 116V117H154ZM173 116H175V117H173ZM30 117V118H31ZM75 117H77V116H75ZM103 117V118H104ZM182 117V116H181ZM55 119H57L56 117H55ZM62 119V117L59 119V121H54V123H59L60 122V120ZM75 119V118H74ZM22 120H25V119H23L22 118ZM26 121V120H25ZM62 121V120H61ZM153 123H152V122ZM173 121V122H172ZM31 122H32V120H31ZM35 121L33 120V123H34ZM37 122V126L39 125L38 124V121H36ZM148 122H149V124H152V125H149L148 124ZM179 124H178V123ZM32 123V124H33ZM53 123V122H52ZM169 123V124H168ZM170 123H171V125L172 124H174L175 126L172 128V126H170ZM29 123H26V122H24V125H25V128H27V125H28ZM31 124V123H30ZM60 124V123H59ZM154 124V125H153ZM35 125V123L30 127V126H28V128L30 127L31 129H32V127ZM54 125V124H53ZM52 125V126H53ZM57 125V124H56ZM98 125V126H99ZM50 126V124L48 125V129H50L51 128V130H52V128L53 127H49ZM59 125H57L56 126V128L58 127ZM113 126H115L114 127V129L111 131V129L113 128ZM116 126H119V128H117ZM162 126V127H161ZM164 126V127H163ZM167 126H169V127H167ZM39 127V126H38ZM41 127V126H40ZM36 128V126H34V128L35 129H37V131H38V129H40V133L42 134H44V135H41L40 133H38V134H40V136H38V137H34L33 138V141H31L32 139V137H33V135H36L37 136V134H34V133H36V130L34 131V133H33V130H32V132H31V129L29 128H27L28 129V131H27V134H28V132H29V138H28V135H26V134H24V135H26L27 136V138H28V140L29 139H31V140H29V141H31V142H34V141H36L35 143H33V145L35 144V147H36V143H38V141L40 142L42 139H39L38 141L36 140L37 138H41V136H45V137H47L46 136V134L50 131H47V127H45V129L46 130H44L43 129V132H41L42 130H41V128ZM54 127H55V125H54ZM159 127V128H158ZM161 127V128H160ZM167 129H166V128ZM171 127V128H170ZM22 128H23V133H26V129L24 128V126H22ZM22 128H20V129H22ZM55 128V129H56ZM98 128V127H97ZM101 128V127H100ZM100 128H99V130H100ZM111 128V129H110ZM25 129V130H24ZM54 129V128H53ZM57 129H59V128H57ZM56 129V131H59V130H57ZM78 128L76 127L75 129H74V133H75V131H76V134H79V136L77 135L76 136V134H74V136H76V138L78 137H80V133L83 135L85 132L84 131H81V130H79V129H81V128H79L78 130H77ZM156 129V130H155ZM159 129V130H158ZM199 129V128H198ZM204 129V128H203ZM30 130V131H29ZM100 131V132H98V130H97V134H99L100 133V135H99V138H96V139H98V142L99 141H101V142H99V143H101L102 145L103 144H105V140L107 139V137L109 138V136L110 137H112L111 136V134H109L110 132L108 131V132H106V134L103 132V131ZM155 130V131H154ZM159 132H158V131ZM178 130H180V129H177V132H178ZM200 130L202 131V129L200 128ZM200 130H197V131H199L200 132ZM25 131V132H24ZM44 131H47V132H44ZM79 133H78V132ZM152 131H154V132H152ZM31 132V133H30ZM39 132V131H38ZM51 132V131H50ZM82 132H84V133H82ZM176 132V133H177ZM182 132V131H181ZM181 132H179L180 134H181ZM21 133V132H20ZM22 133V134H23ZM52 133H55V130H53V132ZM50 134V133H48L49 135H53V134ZM59 133V132H58ZM57 132H56V134H58ZM106 135L105 137H106V139H104V137H103V135L104 134ZM109 134V136H107L108 134ZM117 133V134H118ZM154 135H153V134ZM158 133V134H157ZM179 133H177L176 135H178L179 136ZM31 134V135H30ZM47 134V135H48ZM60 134V133H59ZM58 134V135H59ZM153 135L152 137H154V138H152L151 137V135ZM24 135H23V137H24ZM49 135H48V137H49ZM58 135H55L54 134V136H52V137H54V138H56V136H58ZM84 135H86V134H84ZM83 135V139H86V138H88L87 136H84ZM89 135V134H88ZM74 136H72L73 138H74ZM96 136V135H95ZM158 136V137H159ZM31 137V138H30ZM44 137V139L47 141V138H45ZM52 137L50 136V138L52 139ZM71 137V140L73 139ZM96 137H98V135L96 136ZM125 137V138H124ZM180 137V136H179ZM49 138V139H50ZM53 138V139H54ZM59 138H60V140H59ZM70 138V137H69ZM68 138V139H69ZM75 138V139H76ZM123 138H124V141H123ZM65 139V138H64ZM64 139H62L60 136L57 138V140H56V142L55 143H58V141H61V142H63L62 144H64V146H66V147H64L63 145V147L64 148H67V146H69V145H66V144H68L67 142L68 141H66V139L64 140ZM79 139H81V137L79 138ZM89 139L90 138H88L87 139V141H89ZM100 139V140H99ZM104 139V140H103ZM23 138H22V140H21V144L22 143H24V142H26V138H25V141L23 142ZM70 140V139H69ZM177 140V141H176ZM43 142L42 143H45L46 141H44V140H42ZM51 142L52 140H48V142ZM55 141V140H54ZM64 141H66V144L64 143ZM73 141V140H72ZM75 141V140H74ZM107 141V140H106ZM48 142H46L45 144H46V148L43 146L44 144H42L41 145V142H40V145H41V147L39 146V148H38V146L36 147V148H38V149H40L41 148V150H42V147H43V150L42 151H39L38 149V152L36 153V154H38V155H40V156H37V155H35V153L33 152V151H35V147H33L34 149H33V151H31L32 149V147L31 146H33L32 145V143H30V142H26L25 144L27 145L26 146V148L24 149V150H26L27 152L29 151V152H32L34 155H35V157H37V158H39V157H41L42 155L40 154V152L42 153L44 150V152L46 153V150H47V144H48ZM71 142V141H70ZM76 142V141H75ZM74 142V143H75ZM97 142V141H96ZM103 142V143H102ZM30 143V144H29ZM51 143H53V141L51 142ZM73 143V145L74 146H76L75 144ZM174 143H175V145H174ZM25 144H23L24 146H25ZM54 144V143H53ZM100 144V145H101ZM23 145H22V148H23ZM49 145H51V144H48V146ZM72 144L70 145V147L71 148H74V146H73ZM27 147H29V150H27L28 148ZM31 147V148H30ZM172 147H174V148H172ZM29 152L28 153H26V154H29ZM43 152V153H44ZM180 152V151H179ZM169 153V154H168ZM177 153V154H176ZM25 154V153H24ZM29 156V155H28ZM30 156H32V155H30ZM29 156V157H30ZM45 156V155H44ZM135 157H137V158H135ZM146 159H145V158ZM25 158V157H24ZM33 158H34V156H33ZM131 158H135V161H136V159H137V162H139V164L141 163V165L140 166H137V163L135 164V162L134 163H132L131 161H134L133 159L132 160H130ZM25 159H28L27 158V156H26V158ZM120 159V160H119ZM123 159V160H122ZM138 159H139V161H138ZM140 159L142 160L141 162H140ZM148 159V160H147ZM154 159V160H153ZM161 158H159L158 160H160ZM30 160H32V157H31V159ZM89 160L90 159H86V158H84L83 159V163H87V162H89ZM122 160V161H121ZM27 160H25V162H26ZM143 161H145L146 162V165L145 166H143L142 167V163L144 164L145 162H143ZM150 163H149V162ZM122 162V163H121ZM126 162V163H125ZM128 162V163H127ZM133 164V166H134V170L132 169V164ZM155 162V163H154ZM27 163H28V161H27ZM129 163L131 164V165H129ZM26 163H24V166H26L25 165ZM67 165H72V164H69V163H66ZM123 164H126V165H123ZM128 164V165H127ZM138 164V165H139ZM73 166V165H72ZM126 166V167H125ZM129 166H131V168L129 167ZM149 166V165H148ZM138 167V168H137ZM140 167V168H139ZM122 168V169H121ZM129 168V169H128ZM135 168H137V170L135 169ZM142 168V169H141ZM32 170H33V168H31ZM31 169H29L30 170V172H31ZM127 169V170H126ZM123 170V171H122ZM129 170H130V172H129ZM38 170H36L35 171V173H32V174H35L34 176L36 177L37 175H39L40 173H42V172H40L39 171V174H37L36 172H37ZM53 171V170H52ZM52 171H47V173L48 174H54L55 176H48L47 177V173L45 174L46 176H44V174L42 173V174H40L38 177H36V179H38L39 178V180L40 181H38V183H42V181L43 180H45V177H47V179L46 180H50L51 178L50 177H52V178H54L55 179V177H56V174L54 173V172H52ZM30 172H28L29 174H30ZM33 172H34V170H33ZM50 172V173H49ZM119 172H121L122 173V177H121V175H119V174H121V173H119ZM125 172V173H124ZM129 172V173H128ZM132 172V173H131ZM25 175L26 174H28L27 172H26V170H25ZM23 173V174H24ZM124 173V174H123ZM129 175H128V174ZM20 175L21 176V178H23V179H31V177L33 176L32 174H30V176L31 177H27V178H24L25 176L24 175ZM29 174H28V176H29ZM43 175V177H42V179H40L41 178V176ZM33 176V178H35ZM32 178V179H33ZM56 179H58V178H56ZM43 181V182H47V181ZM159 180V181H158ZM35 181H37V180H35ZM57 181V180H56ZM155 181V182H154ZM67 182V181H66ZM154 182V183H153ZM158 182L160 183L159 185H158ZM144 183V184H143ZM146 183H152L153 185H151V186H149V184H147L148 186H149V188H148V186H146ZM44 184V183H43ZM53 184H55V182H53ZM67 184V183H66ZM162 184V185H161ZM56 185H58L57 183H56ZM86 185V186H85ZM42 185H40V186H38V187H41ZM154 186H153V189L154 190H157V189H155V188H157V187H155L154 188ZM91 187V188H90ZM159 187V188H160ZM37 188V187H36ZM107 188H109V190H110V192L111 193H113V194H111V196L109 197V192H107L108 191V189ZM38 189V188H37ZM114 189V188H113ZM80 190V189H79ZM151 190V189H150ZM150 190H149V192H150ZM173 190V191H172ZM46 194V193H45ZM44 194V195H45ZM48 194H50V193H48ZM48 194H46L45 196L47 197V198H49L50 199V197L52 198V199H50V200H52V202H54L55 203V206H56V208L58 207V209H60V208H62L61 206V203H62V201L60 202V197L58 196V195H55V197L57 196L58 197V199H57V197L55 198V197H52V196H54L53 194L51 195H48ZM79 194H81V195H79ZM116 194H117V196H118V194H120L119 195V197H118V199L116 198L114 201H112V199H114L115 197H116ZM123 194V195H122ZM152 194H154V191L152 192ZM12 195V196H11ZM177 195V196H176ZM26 196L27 195H25L24 196V199L26 198ZM30 196H34V193L32 194L31 193V195ZM87 196H86V198H87ZM6 197H7V199H6ZM13 197V198H12ZM20 197V198H19ZM10 198V199H9ZM18 198V199H17ZM28 198V197H27ZM124 198V199H123ZM126 198H127V200H126ZM179 199V200H175V199ZM48 199V200H49ZM60 199V200H59ZM109 199V200H108ZM119 199H121V200H119ZM129 199V200H128ZM3 200V201H2ZM8 200V201H7ZM15 200V201H14ZM20 200V201H19ZM54 200V201H53ZM116 200H117V202H116ZM124 200H126L125 202V204H121V203H124L123 201ZM18 201H19V203L20 204H18ZM56 201H58V202H60V203H58V202H56ZM127 201H129V203L127 202ZM178 201V202H177ZM10 202V203H9ZM13 202V203H12ZM172 202V203H171ZM5 205H4V204ZM54 203H53V205H54ZM87 203V202H86ZM11 204V205H10ZM9 205V206H8ZM93 205V206H92ZM103 205V206H102ZM126 205V206H125ZM128 205V206H127ZM175 206V205H174ZM177 206H179V205H177ZM176 206V207H177ZM8 207V208H7ZM124 207V208H123ZM130 207V209L128 210V208ZM6 208V209H5ZM106 208V209H105ZM109 208V209H108ZM9 209V210H8ZM179 210H180V208H178ZM2 210H3V212H2ZM12 211V212H11ZM14 211V212H13ZM3 213V214H2ZM24 213V212H23ZM33 213V214H32ZM34 213H36L35 215H34ZM47 214V216H46V214ZM50 213V215L54 218H52L50 215H48ZM55 213V214H54ZM40 214V215H39ZM42 214H44V216L42 215ZM61 214V215H60ZM75 214V215H74ZM120 214V215H119ZM33 215V216H32ZM57 217H56V216ZM92 215H94V216H96L97 217V219H95V218H92L91 216ZM116 215V217H119V219H123V223L121 222L122 221V219L119 221V220H117V218L116 217H114V219H113V216H115ZM28 216V217H27ZM29 216L31 217L30 219H29ZM34 216H36V217H34ZM39 216H42L41 218H43V219H41V220H44L46 217L49 219L50 218V220L52 221L53 220V222L55 221V219H56V221H55V223H54V226H56V227H54V228H52V227H50L49 228V225L51 224L50 222V220H48L47 218L44 220V222L43 221H41L40 220V217ZM7 217V218H6ZM10 217V218H9ZM121 217V218H120ZM12 218V219H11ZM87 218H89V219H87ZM129 218V219H128ZM20 220H21V218H19ZM22 219V220H23ZM33 219V220H32ZM36 219V220H35ZM75 219H77V217L75 218ZM82 220H83V218H81ZM116 220V221H119V222H121L122 224H120V225H123L122 226V228H123V230L125 231L126 230V234H125V238H124V235H118V236H116L115 237V239L114 238H112V239H110V238H108L107 239V237H105V234H107L108 232V230H110V231H114L113 229H112V225L110 224V220ZM160 219V218H159ZM6 220H9V221H7V222H9V223H7L6 222V224L7 225H3V224H1V223H3V221L5 222ZM35 220V221H34ZM38 220V221H37ZM127 220V221H126ZM158 220V219H157ZM2 221V222H1ZM11 221H13V222H11ZM32 221H34V222H36V224H34ZM43 222V223H40L41 224V226H42V224L44 225V229L42 228L41 230L42 231H40V226H38L37 225V223L38 222ZM46 221H47V223H49V224H47L46 223ZM88 221V222H87ZM134 221V222H133ZM31 222V223H30ZM12 225H11V224ZM16 223V225H14ZM58 223V224H57ZM133 223H134V227H133ZM136 223V224H135ZM5 224V223H4ZM8 224H9V226H10V228L8 229ZM30 226H29V225ZM39 224V225H40ZM55 224H57V225H55ZM37 226V228H35L36 226ZM45 225H47V227H45ZM71 225V226H70ZM136 225V226H135ZM13 226V227H12ZM23 226V227H22ZM35 226V227H34ZM50 226H52V225H50ZM69 228H68V227ZM83 226V227H82ZM25 227V228H24ZM29 227V228H28ZM40 227V228H39ZM43 227V226H42ZM61 227V228H60ZM71 227V228H70ZM125 227H127L126 229H125ZM136 227V228H135ZM3 228H4V231L5 232H7V233H5L4 231H3ZM18 228V229H17ZM27 228V229H26ZM37 229L38 230V228H39V230L37 231V230H35V229ZM46 228H47V231L49 232L50 230H52V231H50L49 232V234H48V232L46 231ZM58 230H57V229ZM75 228H77V229H75ZM79 228V229H78ZM141 228V229H140ZM14 229V230H13ZM33 229V230H32ZM81 229V230H80ZM129 229V230H128ZM8 230V231H7ZM12 230V231H11ZM18 230V231H17ZM29 232H28V231ZM130 230H131V232H130ZM17 231V232H16ZM20 231V232H19ZM45 231V232H44ZM68 231V232H67ZM109 231V232H110ZM1 232H3V233H1ZM8 232H9V234H8ZM33 234H32V233ZM54 232V233H53ZM74 232V233H73ZM78 232V233H77ZM15 233H17V234H15ZM23 233V234H22ZM82 233V234H81ZM3 234H5V235H3ZM8 234V235H7ZM20 234H22V235H20ZM26 234V235H25ZM36 234H39V236H36ZM40 234H43V235H41V237H40ZM51 234V235H50ZM73 234V235H72ZM75 234V235H74ZM80 234V235H79ZM34 235V236H33ZM4 238H3V237ZM17 236V237H16ZM21 236H23V237H21ZM26 236V237H25ZM31 236H33V237H31ZM53 236H54V238H53ZM63 236V237H62ZM71 236H73V237H71ZM75 236V237H74ZM79 236H80V238H79ZM129 236V237H128ZM7 237H8V239H7ZM19 237V238H18ZM40 237V238H39ZM66 237V238H65ZM121 237V238H120ZM131 237V238H130ZM10 238H12V239H10ZM33 238V239H32ZM51 238V239H50ZM124 238V239H123ZM5 239H7V241L5 242L4 240ZM27 241H26V240ZM117 239V240H116ZM130 239V240H129ZM17 240H15V241H17ZM39 240H41L40 242L42 243H39ZM44 242H43V241ZM53 240V241H52ZM56 240V241H55ZM100 240H102V241H100ZM104 240V241H103ZM113 240V241H112ZM19 241V242H20ZM29 241V242H28ZM62 241V242H61ZM83 241V243H85ZM115 241H117V242H115ZM120 241V242H119ZM125 241H126V243H125ZM132 241L134 242L135 241V243H132ZM137 241V242H136ZM2 242V243H3ZM11 242H14V241H11ZM18 242V241H17ZM61 242V243H60ZM118 242H119V244H118ZM131 242V243H130ZM139 242V243H138ZM37 243H39V245L38 246H43L41 249H38V246H36L37 245ZM47 243H49V244H47ZM55 243V244H54ZM137 243V245H135L134 246V244H136ZM51 244V245H50ZM59 244H60V246H59ZM125 244V245H124ZM79 245H81V244H79ZM129 245V246H128ZM131 245V246H130ZM46 246H48V247H46ZM49 246L51 247V248H49ZM82 246V245H81ZM120 246V247H119ZM122 246H123V248L125 247V249H123L122 248ZM128 246V248H126ZM136 246H137V248H136ZM142 246V244L140 245V247ZM37 247V248H36ZM78 247H80V246H78ZM114 247V248H113ZM117 247H119V248H117ZM139 247V248H140ZM36 248V249H35ZM82 248V247H81ZM122 248V249H121ZM142 248V247H141ZM140 248V249H141ZM50 249V250H49ZM115 249V250H114ZM134 250L135 249V251H133L132 252V250ZM49 251V253L47 252L46 253V251ZM52 250H53V252H52ZM66 251V254L67 253H69V254H67V255H69V257L68 256H66L65 257V251ZM114 250V251H113ZM36 251L38 252V253H36ZM43 251H45L44 253L46 254H44L43 253ZM50 251H51V254L53 255V256H51V254H50ZM120 251H122V252H120ZM125 251V252H124ZM128 251V252H127ZM33 252V253H32ZM140 252V251H139ZM138 251H137V253H139ZM42 253V254H41ZM56 254V256L59 258L60 256H64L63 258L62 257H60L59 259L56 257L55 258V254ZM79 253V252H78ZM133 253V254H134ZM136 253V254H137ZM37 254H38V256H37ZM41 254V255H40ZM58 254H62V255H58ZM102 254V253H101ZM34 255V256H33ZM40 255V256H39ZM119 255H118V257H119ZM72 256V257H71ZM134 256V255H133ZM49 257V258H48ZM110 257V255H108V258ZM112 258L113 257H115V259H117V256L115 255V256H111ZM121 257V256H120ZM129 257V256H128ZM128 257H127V259H128ZM28 258H26L27 260H28ZM65 258H69V260L67 259V261H65L66 259ZM53 259V260H52ZM64 260V262H62L63 260ZM76 259V258H75ZM106 258L104 257V259L103 260H105ZM115 259H113V261H115ZM32 260V259H31ZM52 260V263H50V261ZM108 260V259H107ZM112 260V259H111ZM111 260H108L107 262H109V261H111ZM121 260V261H122ZM40 261V260H39ZM76 261H78V259L76 260ZM86 263H87V261L88 260H84ZM94 262L92 263V264H99L98 262H96V260H93ZM113 261H111V262H113ZM57 262V263H56ZM62 262V263H61ZM75 262V261H74ZM79 262H80V260H79ZM78 262V264H83V263H79ZM90 261H88V263H89ZM124 262V261H123ZM125 262H126V260H125ZM28 263V262H27ZM34 264H36L35 262H33ZM66 263V264H67ZM85 263V264H86ZM91 263V262H90ZM89 263V264H90ZM106 263V262H105ZM28 264H30V263H28ZM73 264H77V263H73ZM107 264V263H106ZM109 264V263H108ZM111 264V263H110Z\"/></svg>",
  "mask_w": 264,
  "mask_h": 264
}]
</instances>
